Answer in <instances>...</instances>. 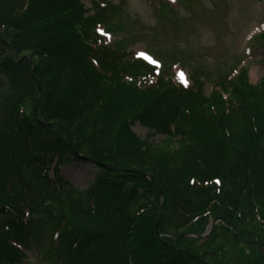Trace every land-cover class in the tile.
<instances>
[{
    "label": "trees",
    "instance_id": "obj_1",
    "mask_svg": "<svg viewBox=\"0 0 264 264\" xmlns=\"http://www.w3.org/2000/svg\"><path fill=\"white\" fill-rule=\"evenodd\" d=\"M83 1L0 0V264L46 234L38 264H264V79L184 87L107 47L115 9ZM82 163L87 189L61 171Z\"/></svg>",
    "mask_w": 264,
    "mask_h": 264
},
{
    "label": "rangeland",
    "instance_id": "obj_2",
    "mask_svg": "<svg viewBox=\"0 0 264 264\" xmlns=\"http://www.w3.org/2000/svg\"><path fill=\"white\" fill-rule=\"evenodd\" d=\"M91 1H85L87 8ZM109 1L119 9L113 24L116 29L123 28L122 32H113L109 42L135 41L137 44L130 46V50H150L167 67L183 61L180 64L184 69L178 70H183L188 84L193 83L197 71L202 72L209 93L216 77L239 60L248 68L252 84L263 80L264 55L259 44L249 39L264 28V0H178L179 4L171 7L160 4L162 0ZM180 56L184 57L179 59ZM133 131L142 137L148 134L138 123ZM162 139L154 138L156 142ZM94 172L90 165L63 168L64 175L81 189L89 186ZM48 243L47 234L40 241L33 239L26 264H38L40 251H45ZM234 264H240V260L236 259Z\"/></svg>",
    "mask_w": 264,
    "mask_h": 264
},
{
    "label": "snow or ice",
    "instance_id": "obj_3",
    "mask_svg": "<svg viewBox=\"0 0 264 264\" xmlns=\"http://www.w3.org/2000/svg\"><path fill=\"white\" fill-rule=\"evenodd\" d=\"M139 55L144 56V53H139ZM153 63H156L155 61H153ZM180 79L181 82L185 84V86L187 85V81L184 79L183 73L180 74Z\"/></svg>",
    "mask_w": 264,
    "mask_h": 264
},
{
    "label": "water",
    "instance_id": "obj_4",
    "mask_svg": "<svg viewBox=\"0 0 264 264\" xmlns=\"http://www.w3.org/2000/svg\"><path fill=\"white\" fill-rule=\"evenodd\" d=\"M102 166L105 167V168H107V169H109V170H111V171H115V169L110 168V167H108V166H106V165H102ZM157 230H158V225H157Z\"/></svg>",
    "mask_w": 264,
    "mask_h": 264
}]
</instances>
